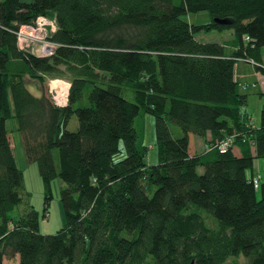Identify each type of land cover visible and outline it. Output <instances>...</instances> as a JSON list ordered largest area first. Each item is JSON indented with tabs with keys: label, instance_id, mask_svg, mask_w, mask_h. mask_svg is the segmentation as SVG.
<instances>
[{
	"label": "trees",
	"instance_id": "1",
	"mask_svg": "<svg viewBox=\"0 0 264 264\" xmlns=\"http://www.w3.org/2000/svg\"><path fill=\"white\" fill-rule=\"evenodd\" d=\"M199 10L211 19L183 17ZM39 14L57 22L50 55L17 42L16 29ZM211 27L234 36L196 37ZM263 46L264 0H0V264H264V168L252 181L264 103L255 125L235 76L240 58L264 69ZM51 77L70 81L65 105L47 92ZM140 112L155 117V163L138 143ZM10 117L49 188L65 182V222L54 232L40 230ZM190 132H210L202 151H189ZM228 134L231 146L210 147Z\"/></svg>",
	"mask_w": 264,
	"mask_h": 264
},
{
	"label": "rangeland",
	"instance_id": "2",
	"mask_svg": "<svg viewBox=\"0 0 264 264\" xmlns=\"http://www.w3.org/2000/svg\"><path fill=\"white\" fill-rule=\"evenodd\" d=\"M183 17L191 23H204L210 20V15L206 10L199 11H188L184 13ZM37 36V35H36ZM234 36L233 29L231 27H211L209 29H200L196 32V37L201 40H211L227 42ZM37 38V37H36ZM39 38H37L38 40ZM262 58L264 60V46L262 47ZM236 72L239 73L238 86L241 90L248 94V101L244 105V110H246L253 119L255 125L260 123L261 109L264 103V87L259 85L261 79H259L256 74H254V66L252 63L246 59H238L235 65ZM251 68V72H250ZM27 78V85L31 91H34L30 85L31 78ZM51 78H61L69 81L65 77H51ZM47 79L46 90L50 94L49 83L50 79ZM56 79L53 81L55 84L60 83L63 86L66 85L63 80ZM258 83V84H256ZM245 85V86H244ZM65 87V86H64ZM69 90V89H68ZM128 96V95H127ZM7 127L9 130L11 143L13 146V151L16 157V162L18 166L24 172L25 186L28 191V197L31 204L38 210L40 218V230L45 233L54 232L59 227H61L65 222V211L64 205L61 198V188L65 185V182L58 176L51 180L50 188L47 183L43 180L42 175L39 171L38 163L34 159H29L24 148L23 137L21 131L16 126V120L14 117L7 119ZM78 125L77 115L74 114L70 118L68 123V128L75 129ZM136 126L138 129V143L146 144L147 150L145 155V161L147 163H155L158 159V148L155 143L156 132H155V117L149 112H140L136 117ZM170 129L174 136L182 133V128L174 123L169 122ZM195 137H199L198 134L193 133ZM123 140H121L122 150L117 157H122L125 154V146ZM204 145L196 150L198 152L204 149ZM124 149V150H123ZM261 161L260 167L263 172L264 159L259 157ZM259 165H257L258 167ZM259 168V167H258ZM199 171L203 170V166L198 167ZM257 196L260 197L261 193L258 190ZM24 208V203L18 204L12 211V213H17ZM11 264H16L15 261L8 260ZM7 263V260H6Z\"/></svg>",
	"mask_w": 264,
	"mask_h": 264
},
{
	"label": "built area",
	"instance_id": "3",
	"mask_svg": "<svg viewBox=\"0 0 264 264\" xmlns=\"http://www.w3.org/2000/svg\"><path fill=\"white\" fill-rule=\"evenodd\" d=\"M57 28L56 19L45 14H39L32 22L22 23L15 31L18 45L39 55L53 54L57 47V42L50 38L49 34ZM37 35V36H36ZM39 38L37 40V38ZM246 38H249L247 35ZM61 78H51L49 83L50 95L57 105H65L68 99V89L70 82L61 79L66 83V91L60 93L54 80ZM233 134H228L211 144L210 147L217 146L220 150H225L233 143ZM261 172L258 167L255 168L252 181L255 187L260 184Z\"/></svg>",
	"mask_w": 264,
	"mask_h": 264
},
{
	"label": "crops",
	"instance_id": "4",
	"mask_svg": "<svg viewBox=\"0 0 264 264\" xmlns=\"http://www.w3.org/2000/svg\"><path fill=\"white\" fill-rule=\"evenodd\" d=\"M248 61H250L252 63V65L254 66V68H255L254 69V74H256V76L259 79H261V82L259 83V85H262L264 87V69L257 68L255 66L254 62H252L251 60H248ZM263 64H264V60H263ZM250 72H251V68H250ZM235 76L238 79L239 73L236 72V68H235ZM26 82H28V81L26 80ZM30 83H31L30 85L32 86L34 91H37L38 94H40L41 91H42L41 85L39 83H37L36 81L32 80V79H31ZM256 84H258V83H256ZM198 135H199V137H195V135H192V132L189 133V151L191 153L198 152V150H196L198 147L200 148L202 145H204V147H206V145L209 143L208 139L210 138V132H206L203 135H201V134H198ZM234 150H235L236 153H239V148L237 146H234ZM255 163L257 165H259L258 167H259V170L261 171V167H260L261 161L259 160V158L255 159Z\"/></svg>",
	"mask_w": 264,
	"mask_h": 264
},
{
	"label": "bare ground",
	"instance_id": "5",
	"mask_svg": "<svg viewBox=\"0 0 264 264\" xmlns=\"http://www.w3.org/2000/svg\"><path fill=\"white\" fill-rule=\"evenodd\" d=\"M55 83V82H54ZM57 86H58V89H60V93H62V94H64L65 93V91H66V86L64 87L62 84H60V83H57Z\"/></svg>",
	"mask_w": 264,
	"mask_h": 264
},
{
	"label": "water",
	"instance_id": "6",
	"mask_svg": "<svg viewBox=\"0 0 264 264\" xmlns=\"http://www.w3.org/2000/svg\"><path fill=\"white\" fill-rule=\"evenodd\" d=\"M215 20L218 21V22H221V23L229 22L230 21L229 18H219V17H216Z\"/></svg>",
	"mask_w": 264,
	"mask_h": 264
}]
</instances>
